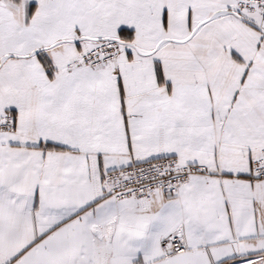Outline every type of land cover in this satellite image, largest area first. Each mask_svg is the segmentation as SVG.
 Wrapping results in <instances>:
<instances>
[{
    "label": "snow or ice",
    "instance_id": "obj_1",
    "mask_svg": "<svg viewBox=\"0 0 264 264\" xmlns=\"http://www.w3.org/2000/svg\"><path fill=\"white\" fill-rule=\"evenodd\" d=\"M0 264H264V0H0Z\"/></svg>",
    "mask_w": 264,
    "mask_h": 264
}]
</instances>
